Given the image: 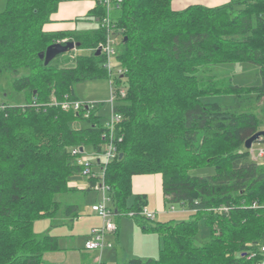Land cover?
<instances>
[{"label": "trees", "instance_id": "1", "mask_svg": "<svg viewBox=\"0 0 264 264\" xmlns=\"http://www.w3.org/2000/svg\"><path fill=\"white\" fill-rule=\"evenodd\" d=\"M63 1L69 0H4L0 10V81L7 77L22 95L0 100V264H45V252L59 249L58 236L36 234L33 222L56 215L57 195L74 189L69 180L83 166L71 149L100 159L107 140L99 104L84 117V105L73 112L50 103L51 96L75 99L76 83L109 77L105 55L95 54L107 34L100 27L105 7L93 0L83 15L95 28L45 30ZM171 2L121 0L111 17L121 68L112 111L121 120L114 126L118 154L106 164L103 181L114 216L132 211L135 222L160 239L156 258L121 264H258L264 257V156L252 159L244 142L264 128V0L178 10ZM58 40L86 52L62 53L44 65L39 54ZM231 62L255 65L258 81L242 85L207 72L209 65ZM228 94L232 104L208 101ZM202 166L213 173L191 174ZM145 174H159L164 203L180 204L191 218L155 222L140 215L147 200L132 193V177ZM87 180L95 187L97 178ZM78 210L64 207L70 218ZM200 219L209 229L203 241L195 238Z\"/></svg>", "mask_w": 264, "mask_h": 264}, {"label": "rangeland", "instance_id": "2", "mask_svg": "<svg viewBox=\"0 0 264 264\" xmlns=\"http://www.w3.org/2000/svg\"><path fill=\"white\" fill-rule=\"evenodd\" d=\"M91 2L92 0H82ZM78 3L80 0H69L62 2V6L67 3ZM223 0H172L171 7L173 8H183L191 3H200L206 6H214L223 4ZM225 3V2H224ZM4 6V0H0V10ZM60 7V5H59ZM58 7V9H59ZM57 9V11H58ZM56 11V12H57ZM115 10L111 11V17L114 16ZM86 14V13H85ZM83 14L75 15L70 19L61 20L60 23H65L63 25L72 27L77 30L92 29L97 26V22L92 19H86ZM64 27V26H62ZM112 37L114 40V48L117 49L120 38ZM66 40L62 39L61 41ZM58 40L57 42H61ZM78 52H86L85 50L74 49L65 54L71 55ZM62 57H57L53 59L56 63ZM112 63V73L106 79H96V80H85L74 85V93L76 98L83 103H97L99 104V114L101 115V122H106L110 119L112 114L113 103L111 100V85L114 84V79L119 75V66L116 63L115 57L111 59ZM207 72L210 74H215L217 76H230L233 78L234 82L248 85L256 83L258 81L257 67L253 64L246 62H231V63H219L209 65ZM0 83L5 87V91L0 92V100L7 101L11 103L15 97L16 99L22 100L21 93L13 92L11 87L8 85L7 77H3ZM115 86L113 85V89ZM15 96V97H14ZM208 101H214L219 104H232L234 102V95H215L209 97ZM82 122H77L75 126L82 125ZM264 130V128H262ZM264 143L261 141H256L253 143L254 149ZM92 165H95L96 158L93 155L86 154ZM100 156V155H99ZM101 158V156H100ZM97 171V167H93ZM214 171L212 166H202L191 171V174L204 176L212 174ZM78 176V174L71 177L69 182L73 177ZM85 177V176H83ZM77 186H82L80 188L81 192H75L72 194L70 192L60 193L57 195L59 199L65 202L78 201L83 204V212L81 217H76L73 224H63L55 225V222L51 221L50 218H38L33 222V231L42 235L44 233L58 234L61 241L60 246H63V242L68 241L64 249L47 251L44 254V259L48 261L46 264H117L118 257L124 256L125 254H130L135 258L146 259L148 256L151 258H156L158 256L160 242H158L157 235L154 232L144 231L142 228L135 224L132 217L125 214H121L118 217L113 216V221L118 225V243L115 231L106 232L104 235L105 246L99 249L84 250L83 246L86 240L91 237V230L94 227H100L102 224V219L92 211L91 207L101 201L102 192L98 187L88 188L87 178L76 180ZM133 201V195L127 199V204L130 206ZM109 206V203H108ZM150 211V210H148ZM151 212V211H150ZM153 213V212H152ZM191 218L190 212L184 209L180 204H165V210L158 212L154 218L155 222H167L173 220L179 222L181 220H187ZM92 225V228H90ZM90 226V227H88ZM155 234V235H154ZM145 235V236H142ZM154 235V236H153ZM209 237V229L205 226L203 220L198 222V231L196 234V240L203 241ZM70 239V240H68ZM156 239V240H155ZM73 242L75 245H73ZM152 244H154V251ZM127 257V258H128ZM123 258V257H122ZM126 258V257H125ZM130 258V257H129ZM124 260V259H123ZM122 262V261H121Z\"/></svg>", "mask_w": 264, "mask_h": 264}, {"label": "built area", "instance_id": "3", "mask_svg": "<svg viewBox=\"0 0 264 264\" xmlns=\"http://www.w3.org/2000/svg\"><path fill=\"white\" fill-rule=\"evenodd\" d=\"M102 5L105 7L106 14L103 17L100 27L104 28L107 32L105 41L101 44H99L100 51L105 55L106 62L104 64L105 68L107 69L108 75L112 73V63L111 59L115 57L117 53V49L114 48V38H118L117 35L113 32V26L111 25V11L115 8L119 7V4L121 3V0H100ZM121 73V68L119 67V74ZM119 93L121 96L124 95V89H120ZM116 93L114 92L113 86L111 85V102L114 100ZM35 101L32 102L34 104ZM50 103L54 105H59L63 110L66 111H73L77 112L81 108H83V105L87 108V111L84 112V117L88 116L89 110L94 107V103H83L79 101L77 98L73 99L70 98L69 95H64L62 100H57L54 96H51ZM113 103V102H112ZM35 105V104H34ZM2 108L3 105H0ZM121 120V115L114 113L112 111V114L110 116V119L106 121L104 124L107 127V140L105 143L104 151L101 154L100 159H96L95 165H92V163L89 161L87 155L85 153H82L81 150L78 147H74L71 149V153L76 157V161L79 165L83 166L82 175L85 177H93L97 178V182L95 187H98L101 189L102 196L101 201L97 204L93 205L91 207L92 211L97 213V215L102 219V224L100 227H94L91 230V237L90 239L86 240L84 243V246L86 249H99L101 250L105 246L104 242V235L106 232L109 231H115L116 230V224L113 221L114 212L113 210L108 206L109 203V197L107 195L108 187L105 185L103 181L104 171L106 164L109 163L112 159H114L117 154L118 150L116 147V143L114 140V126L116 122ZM250 155L251 158L256 160L257 158L264 156V144L259 146L257 149H254L252 146L250 148ZM81 153V154H80ZM94 166L97 167V171L94 170ZM223 210H227L226 207L221 208ZM125 215L129 217L134 216V212L130 211L127 212ZM140 215L145 217L148 220H153L155 218L154 213L148 211L146 207H143V209L140 212ZM261 251L264 253V246L261 247ZM258 264H264V257Z\"/></svg>", "mask_w": 264, "mask_h": 264}, {"label": "crops", "instance_id": "4", "mask_svg": "<svg viewBox=\"0 0 264 264\" xmlns=\"http://www.w3.org/2000/svg\"><path fill=\"white\" fill-rule=\"evenodd\" d=\"M80 1L81 2H78V3H76V2L67 3L64 6H62V4H61L62 2H60L59 3L60 7L58 5L59 9L57 8L58 11L56 10L57 12H55L51 16V22H49L45 25V30H47V31H72V30H75L72 27L63 25L65 23H60V21L65 20V19H70V18L74 17L75 15L77 16L79 14H83V13L85 14L94 6L93 0L91 2L84 1V3H82V0H80ZM220 1H222V0H220ZM223 1L227 2L229 0H223ZM191 4H193V3H191ZM173 9L178 10L177 8H174V7H173ZM180 9H182V8H180ZM62 26H64V27H62ZM75 97H76V95H75ZM83 178L85 180L87 177H83L82 174H78V176L73 177V179L69 182V187L74 188V189L69 191L70 193L75 194V192H81L78 190H80V188L82 186H77L76 180L83 179ZM132 193L145 195L146 200H147V204L145 205V207L148 210H150L151 212H153L155 217H156V214L158 212L165 210L164 197H163L162 188H161V176L159 174H145V175L133 176L132 177ZM64 194H66V193H64ZM57 200L61 204V209L56 215H54L53 217H49L51 221L55 222V225H63V224H68V223H70L72 225L73 221L76 217H79V218L81 217L80 215L83 212V204H81L78 201L65 202V201L59 199V197H57ZM71 204L77 205L79 207V210H78L76 216L73 218H70V216L69 217L66 216L64 213V207L66 205H71ZM135 224L141 228V226L137 222H135ZM93 226H95V225H92L91 227L88 226V227L92 228ZM117 227H118V225L116 224L115 232H116L117 243H118V228ZM54 235L58 236V243H59V247L61 249H64L67 245L69 246L68 241H66V242L64 241L63 246H60V245H62L61 241L63 239L60 238L58 234H54ZM142 236H145V235H142ZM155 236H157V237H152L153 240H154V238H157L158 242H160L159 236L158 235H155ZM68 240H70V239H68ZM73 245H75L74 242H73ZM152 247H153V251H154V244H152ZM83 248H84V250H90V249H86L85 246H83ZM128 255H130V254H125L124 256H121V258L118 257L117 264H121V263L125 262L126 260H129L131 258H135L133 256H129L130 257L129 258ZM151 257L152 256H148V258H151ZM46 263H48L47 260H45V264Z\"/></svg>", "mask_w": 264, "mask_h": 264}, {"label": "water", "instance_id": "5", "mask_svg": "<svg viewBox=\"0 0 264 264\" xmlns=\"http://www.w3.org/2000/svg\"><path fill=\"white\" fill-rule=\"evenodd\" d=\"M76 47H78V43L72 40L65 41L64 43L55 42L47 46V48L39 54V58L43 60L44 65H47L57 55L74 50ZM100 53L101 51L100 48L98 47L95 54L99 55ZM261 140H264V130H259L255 132L253 135H251L248 139H246L244 142V147L246 149H250L254 142ZM121 156L122 154L119 155V157Z\"/></svg>", "mask_w": 264, "mask_h": 264}, {"label": "bare ground", "instance_id": "6", "mask_svg": "<svg viewBox=\"0 0 264 264\" xmlns=\"http://www.w3.org/2000/svg\"><path fill=\"white\" fill-rule=\"evenodd\" d=\"M95 5V4H94ZM114 19V18H113ZM51 22V21H50ZM104 42V41H103ZM63 99V98H62ZM250 150V149H249Z\"/></svg>", "mask_w": 264, "mask_h": 264}]
</instances>
